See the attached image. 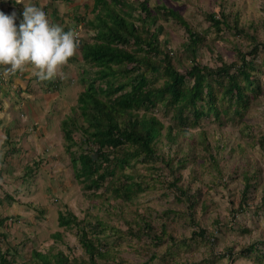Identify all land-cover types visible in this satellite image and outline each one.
<instances>
[{
  "label": "rangeland",
  "instance_id": "obj_1",
  "mask_svg": "<svg viewBox=\"0 0 264 264\" xmlns=\"http://www.w3.org/2000/svg\"><path fill=\"white\" fill-rule=\"evenodd\" d=\"M15 1L17 4L0 0V11L22 15L24 5H35L43 8L65 31L70 30L68 26L72 27L71 30L79 26L82 37L75 57L77 63L69 62V66L63 69L64 77L56 79H61L59 93H47L39 88L24 92L28 83L26 77L34 80V73L5 77L6 81L0 78V218L8 217L5 226H0V235L4 236L0 237V248L8 262L31 264L35 251L69 254L74 250L75 256L86 257L80 249L76 230L58 225L59 214L70 211L80 220L95 222L94 217L98 216L106 223L108 228L102 230L100 240L108 245L109 259L102 264H118L122 260L127 264H145L149 256L143 250L149 248L158 254L150 264H264V245L261 243L250 257L241 255L244 246L256 240L264 241V0H119L124 1L122 6L108 0L140 31L156 33L161 29L158 35L161 50L169 53L172 63L182 74H186L193 62L212 68L224 63L228 66L235 64L229 70L230 74H235L242 63L238 52H254L247 59H254L251 70L254 84H249L240 75L241 87L247 95L242 103L225 97L218 77L217 83L212 82L213 108L209 109L207 102H199L198 108L206 115L198 120L197 125L190 124L185 129L175 127L178 123L172 118L173 108L160 104L146 111L166 126L160 137L163 142L158 141V147L166 156L169 155V144L163 138L167 129L185 130L171 146L174 156L179 153L173 162L175 173L171 174L165 165L158 164V174L154 179L148 178L156 188L139 194L133 204L121 203L114 209L119 213L111 217L106 214L105 207L100 210L102 200L87 194L82 180L76 177L81 168L72 164L64 137V125L71 119L78 97L86 88L84 70L91 69L81 57V47L85 42L93 43L96 29L89 23L97 26L98 17L105 12L95 9L96 0ZM41 1L45 3L39 6ZM143 2L151 9L152 17H156L155 22L147 18L141 7ZM163 6L176 11L192 31L200 34L203 41L196 59L184 51L190 39L186 28L170 15L166 17ZM209 13L219 18L224 16L228 24L222 25L217 32L206 19ZM79 17L82 18L80 22ZM235 23L238 28L234 27ZM140 33L143 37L148 36ZM129 47L135 50L134 45ZM2 73L3 68H0V75ZM76 73L77 76L73 75ZM162 74L147 73L151 87L163 85L166 77ZM119 79L124 80L123 77ZM220 82L223 85L226 79L221 78ZM101 98L106 99L105 96ZM36 106L40 108L37 114L19 115L18 123L12 120L3 122L13 109L28 111ZM143 112L144 109L139 114ZM193 113L191 108L185 111L188 122L194 121ZM86 146L84 144L82 148ZM9 148L15 150L8 152ZM72 150L81 153L79 146ZM185 156L186 162H182ZM34 162L41 165L33 172L30 168ZM144 165L136 163L141 173H145ZM129 171L130 168L126 170ZM176 179L177 186L196 203L192 217L189 216L190 203L171 185ZM247 185L249 189H246ZM6 195L15 200L13 204L10 205ZM142 218L158 228L165 225L167 232L177 240L189 241L173 245L165 239L164 243L160 242L161 246L151 248L147 244L157 241L132 238L126 234L119 242L116 230L126 232L130 222L134 232H138ZM200 228L207 230L206 239L190 240ZM57 233L60 238L54 237ZM95 234L90 235L91 240Z\"/></svg>",
  "mask_w": 264,
  "mask_h": 264
},
{
  "label": "trees",
  "instance_id": "obj_2",
  "mask_svg": "<svg viewBox=\"0 0 264 264\" xmlns=\"http://www.w3.org/2000/svg\"><path fill=\"white\" fill-rule=\"evenodd\" d=\"M11 2L17 4L15 0H11ZM113 2L122 6L124 1L113 0ZM95 6V9H102L105 13L98 17L99 24L97 26H94V23L90 21L89 26L96 29V37L93 43L85 42L81 47V57L91 69L84 70L85 81L83 83L86 84V88L78 97V103L70 122L67 121L64 125V137L66 150L72 155V164L81 168V171L76 173V177L82 180L87 194L90 193L102 200L100 210L105 207L106 214L111 217L119 213L114 209L121 203L124 205L133 204V200L139 194L156 188L148 178L154 179L156 173L158 174L157 171L160 170L158 164L165 165L171 174L175 173L173 162L179 153L176 152L174 156V149L171 146L185 130L167 129V135L163 138L169 144L167 147L169 155L166 156L164 151L158 147V143L163 142L160 137L166 126L158 117L149 116L146 111L160 104L167 108H173L172 118L178 123L175 127L179 126L185 129L190 124L191 126L197 125L198 120L206 115L203 110L198 108L199 102H207L210 104L209 109L213 108L211 103L215 101V94L212 82L217 83L218 77L219 84L224 88L225 97L236 100V103H242L246 100L247 95L241 87L240 75L249 84H254L251 81L254 59L247 60L248 56L253 55L254 52H238L242 63L238 66V71L235 74L229 73L235 64L228 66L224 63L218 68H212L198 62H193L186 74H182L172 63L169 53H164L161 50L158 39L161 29L156 33H149L148 30L140 31L108 0H96ZM141 7L147 14V18L155 22L156 17H152L153 13L148 4L143 2ZM162 8L166 17L170 15L179 20L180 24L186 28L190 39L184 51L196 59L203 41L200 34L192 31L189 24L176 11L164 6ZM161 12L162 10L159 11V14ZM16 15L18 26L23 16ZM206 19L217 32H220L222 25L228 24L224 16L219 18L214 13H209ZM77 20L80 22L82 18L79 17ZM234 27L238 28L237 23ZM139 31L147 33L148 36L143 37ZM131 40L134 43H131ZM131 45H134L135 50H130L129 46ZM76 61L77 59L73 58L71 62ZM129 65L132 66L131 69L127 68ZM95 68L97 71L94 70ZM148 72L153 74L163 72L162 75L166 77L163 85L151 87L147 78ZM119 76L124 80L120 81ZM213 76L215 79L211 80ZM221 78L226 79V83L223 85L220 82ZM54 82L57 84V80ZM41 86L45 91L55 90L54 83L51 82L49 85L42 83ZM102 96H105L106 99L101 98ZM188 108L193 109L194 112V121L192 122H188V115H185ZM143 109L144 112L140 115L139 112ZM78 136L80 139H77ZM84 144L87 146L82 148ZM74 146H79L81 153L74 152L72 150ZM14 148H9L8 152L15 150ZM86 148L87 151H85ZM14 153L15 151L12 154ZM12 154L11 156H13ZM182 159V162H186V156ZM156 162L157 164H155ZM136 163L145 164V173L139 171ZM40 165L39 162H34L30 169L34 172V169ZM128 168L130 171L126 172ZM158 177L160 176L158 175ZM171 185L179 191L185 201L190 203L191 214L189 216L192 217L196 203L191 197H188V193L184 189L177 186L178 179L174 180ZM248 186L246 189L250 188ZM98 193L100 196L97 195ZM8 198L10 205L13 204L15 200L11 197ZM196 201L198 202V200ZM7 219L8 217H1L0 226H5ZM94 219H96L95 222L88 219L80 220L70 211L60 213L58 217L60 228L76 230L80 249L84 251L86 257L75 256L74 250L73 252L70 250L69 254L62 252L46 254L35 251V258L31 264H102L103 261H107L109 259L108 245L101 243L100 238L102 230H106L108 227L100 217L96 216ZM141 221L142 224L139 226L138 232H134L135 228L130 222L127 223L129 226L126 232L121 230L122 233H120L116 230L115 235H119L116 236L118 241L121 242L126 234L131 235L132 238H149L157 241V243L147 244L151 248L161 246L165 239L170 240L173 245L186 244L189 241L187 239L177 240L172 233L167 232L165 225L158 228L145 218H142ZM94 232L96 233L93 235L94 240H91L90 235ZM207 236V230L200 228L199 231L193 233L190 240H197L199 237L205 240ZM0 237L4 238L3 235ZM54 237L60 238V234L57 233ZM213 239L216 240L215 237ZM259 243L264 245L263 240H256L244 246L241 255L244 258L250 257L258 250ZM143 252L149 256V260L145 264H150L149 262L158 258V254L150 248ZM70 254L72 255L70 256ZM0 264H11L1 248ZM118 264L127 263L122 260Z\"/></svg>",
  "mask_w": 264,
  "mask_h": 264
},
{
  "label": "clouds",
  "instance_id": "obj_3",
  "mask_svg": "<svg viewBox=\"0 0 264 264\" xmlns=\"http://www.w3.org/2000/svg\"><path fill=\"white\" fill-rule=\"evenodd\" d=\"M22 16L17 26L15 12L9 15L0 11V68H3L0 78L26 72H34L41 82L63 78V69L78 55L81 29L76 26L65 31L43 8L35 5H24ZM60 80L56 85L59 86Z\"/></svg>",
  "mask_w": 264,
  "mask_h": 264
},
{
  "label": "crops",
  "instance_id": "obj_4",
  "mask_svg": "<svg viewBox=\"0 0 264 264\" xmlns=\"http://www.w3.org/2000/svg\"><path fill=\"white\" fill-rule=\"evenodd\" d=\"M43 3H45V2H40L39 3V6H41V4H43ZM45 6V5H44ZM46 7V6H45ZM48 12V11H47ZM52 15V14H51ZM72 28V27H71ZM71 28L68 26V29H70L71 30ZM72 61V60H71ZM70 61V62H71ZM81 67V66H80ZM27 73H29V74H32V73H34V72H27ZM26 73V74H27ZM28 75V74H27ZM73 75H78V73H76V74H73ZM27 78V80H28V83H27V89H23L24 90V92H26V90H27V92H31V91H35V90H37L36 88H39V89H42V86H41V84L43 83H45V85H49V83L51 82V83H54V91H45V92H47V93H59V91H60V84H59V86L58 85H56V83L55 82H53V81H50V82H48V81H45V82H41V81H35V79H38L37 77H35L34 76V80H32V78L31 77H26ZM59 78V77H58ZM23 79V78H22ZM21 80V79H20ZM5 81H6V79H5ZM21 83H23L22 81H20ZM33 84H34V88H33ZM0 85H2V82H0ZM40 108L39 107H37L36 106V109H34V110H31V108L30 109H28V111H23V110H19V109H13L12 111H10L11 113V116H9V118L8 119H4L5 120V122L7 121H9V120H12V121H16V123H18V121H20V116L19 115H21V116H24V115H29V116H31L32 114H37L36 113V111L37 110H39ZM10 110H11V108H10ZM15 113H20V114H18V115H16ZM16 127H20L19 125H16ZM2 129V128H1ZM12 128H8L7 130H11ZM20 136H22L23 137V134H21ZM28 166H30V165H27L26 167H28ZM32 166V165H31Z\"/></svg>",
  "mask_w": 264,
  "mask_h": 264
},
{
  "label": "bare ground",
  "instance_id": "obj_5",
  "mask_svg": "<svg viewBox=\"0 0 264 264\" xmlns=\"http://www.w3.org/2000/svg\"><path fill=\"white\" fill-rule=\"evenodd\" d=\"M203 209V208H202Z\"/></svg>",
  "mask_w": 264,
  "mask_h": 264
},
{
  "label": "built area",
  "instance_id": "obj_6",
  "mask_svg": "<svg viewBox=\"0 0 264 264\" xmlns=\"http://www.w3.org/2000/svg\"><path fill=\"white\" fill-rule=\"evenodd\" d=\"M80 44V43H79Z\"/></svg>",
  "mask_w": 264,
  "mask_h": 264
}]
</instances>
